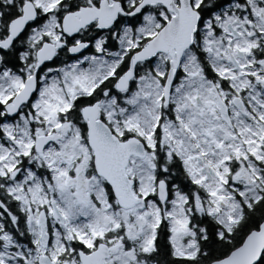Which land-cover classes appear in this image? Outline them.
I'll use <instances>...</instances> for the list:
<instances>
[{
  "label": "snow or ice",
  "instance_id": "snow-or-ice-1",
  "mask_svg": "<svg viewBox=\"0 0 264 264\" xmlns=\"http://www.w3.org/2000/svg\"><path fill=\"white\" fill-rule=\"evenodd\" d=\"M0 264H264V0H0Z\"/></svg>",
  "mask_w": 264,
  "mask_h": 264
}]
</instances>
